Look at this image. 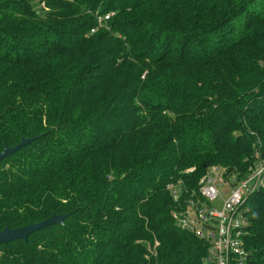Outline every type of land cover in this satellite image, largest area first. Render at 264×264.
<instances>
[{"label": "trees", "instance_id": "1", "mask_svg": "<svg viewBox=\"0 0 264 264\" xmlns=\"http://www.w3.org/2000/svg\"><path fill=\"white\" fill-rule=\"evenodd\" d=\"M22 136L0 229L65 216L0 264H201L172 214L208 166L264 158V0H0V151ZM245 204L264 264V186Z\"/></svg>", "mask_w": 264, "mask_h": 264}, {"label": "built area", "instance_id": "2", "mask_svg": "<svg viewBox=\"0 0 264 264\" xmlns=\"http://www.w3.org/2000/svg\"><path fill=\"white\" fill-rule=\"evenodd\" d=\"M189 167L187 170H192ZM264 186V158H257L239 175L225 166L212 164L198 178L196 191L173 211L176 223L204 239L207 248L201 264H246L248 249L244 236L248 224L247 196ZM179 200L180 182L169 183ZM220 199L219 205L215 200Z\"/></svg>", "mask_w": 264, "mask_h": 264}, {"label": "water", "instance_id": "3", "mask_svg": "<svg viewBox=\"0 0 264 264\" xmlns=\"http://www.w3.org/2000/svg\"><path fill=\"white\" fill-rule=\"evenodd\" d=\"M35 137L36 136H22L15 144L5 145L0 151V160H2L5 156L15 152L23 145L29 143ZM64 216L65 213H52L50 216L42 220L30 222L21 226L10 227L5 225L2 229H0V242H7L14 238H22L23 240H27L28 234L34 230L52 223H63Z\"/></svg>", "mask_w": 264, "mask_h": 264}, {"label": "rangeland", "instance_id": "4", "mask_svg": "<svg viewBox=\"0 0 264 264\" xmlns=\"http://www.w3.org/2000/svg\"><path fill=\"white\" fill-rule=\"evenodd\" d=\"M220 201H221L220 199H217L214 202H215V204L219 205Z\"/></svg>", "mask_w": 264, "mask_h": 264}]
</instances>
